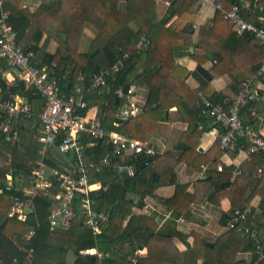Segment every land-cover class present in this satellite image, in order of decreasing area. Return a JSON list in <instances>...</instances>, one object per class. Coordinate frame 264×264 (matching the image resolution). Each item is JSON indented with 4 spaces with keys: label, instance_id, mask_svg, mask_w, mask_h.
<instances>
[{
    "label": "crops",
    "instance_id": "1",
    "mask_svg": "<svg viewBox=\"0 0 264 264\" xmlns=\"http://www.w3.org/2000/svg\"><path fill=\"white\" fill-rule=\"evenodd\" d=\"M14 1L19 4L21 9L37 15L36 20L27 28L26 35L20 40V44L26 49L31 45L37 46L38 51L33 50L36 54V61L41 56L39 54H56L65 49V35H67L68 20L70 19L68 17L71 16L72 12L74 13L73 16L83 23L81 27L75 28L79 34L76 53H87L93 50L95 41L100 34L99 26L94 22V17L98 12V0H85L86 5H89L88 13L85 16H83L82 10L77 11L75 6V9L72 10V7L68 5V0ZM82 1L79 0L80 3ZM174 1L176 0H119L114 4V12L121 15L126 29L140 34L138 40L134 43L136 51L142 34L148 35L153 45L157 42L159 46L158 51L153 53V59L150 56L148 57L150 60L156 61V64L158 63L156 65L157 72L160 71V74L156 73L152 77L147 76L141 84L129 85L134 86L136 89V99L141 107L140 114L149 100L151 89L162 87L165 92H169L163 98L168 106L164 110V118L158 122L156 130L149 134L148 139L143 143L152 145L159 151L154 166L165 174H173L172 176L176 180L174 184L157 188L152 195H147L144 199H141L140 195H130L129 197L133 199L135 206L130 221L128 220L125 226L129 222H133L132 225L136 224L141 216L146 217L153 225L156 233L172 236L171 242L176 249L168 245L169 243L165 244L169 249H165L171 252L170 259L180 260L181 264H195V261H197V264H205L208 258H212V261H215L214 264H258L254 253V242L253 251L242 250L229 253L227 257L224 253L221 254L223 257L215 256L217 251H221L227 246L226 242L231 239L229 234H236L226 228L227 221L231 217L232 211H234L232 210L234 204L230 197L231 188L229 185L238 176H258L257 170L242 169L244 164L252 161L247 152L223 151L219 145L217 129L212 126L209 120H205L207 118L202 120L198 117L200 115L199 108L202 104L200 92H206L207 95L213 96L215 99L224 98L223 102L220 103H223L226 108L230 106L232 100H235L231 91L232 87L236 85L235 75L244 69L250 68L251 62L256 59L258 49L263 47L264 43L255 39L251 34L238 35L232 30V26L228 21L226 22L231 26L230 31L227 29L226 32L223 29L218 30V28L215 29L216 32L211 31L215 25L213 21L220 13L212 5L203 6L194 0H178L175 4ZM75 2L77 3L78 0H75ZM172 4H174L173 7ZM256 15H261V12ZM211 33L214 35L218 33L221 36L226 35L224 41L229 36L235 35L250 37L253 41L245 44L244 40L246 39L238 38L237 43L227 47L223 52L227 57L233 59V65L223 69L224 73L216 75L214 73L216 57L219 51L223 49L219 47L222 42L212 45L209 39ZM121 34H123V31ZM36 35H39V39L36 38ZM131 38L129 32L122 35L119 39L121 41L119 49L128 52L129 49L126 45L130 46L131 42L128 44V41ZM203 38L206 50L201 53L198 49ZM209 53H213V60L208 58ZM234 63L237 65H234ZM199 67L206 69L210 78L204 76L198 69ZM69 70L68 67L67 72ZM144 71V67L140 64L137 67V74ZM249 72L250 70L246 73ZM257 75L258 72L255 73L254 78ZM257 79L256 83L262 89L264 81ZM21 82L15 69L8 65L3 67V71H0V104L5 99H12L23 105H29L33 113L34 111L38 113L44 107V100L36 96V99L31 101L26 92L28 90L32 91V89L24 82L22 86ZM18 87L20 91H17ZM204 88H207V91H204ZM3 89H5L4 92ZM62 90L65 95L70 92V89L63 88ZM230 91L231 93H229ZM207 95L206 97L211 99ZM152 96L153 103L150 110L154 112L157 110V113H159L158 98L160 96L158 92H153ZM259 104L257 105L259 117L253 121V124L264 135V110L261 103ZM87 114L90 117L102 118V112L98 104L89 108ZM245 115L242 116L245 117ZM23 116L24 114H19L14 119L11 127L10 134L16 136V140L19 133L14 125L19 119L22 120ZM158 116H161V114L159 113ZM40 133L41 126H39L35 135L37 146V137ZM51 152L55 153V149ZM0 153L7 157V160L2 159L0 163V165L5 166L7 162H10L11 153L1 148ZM219 166L223 170H218ZM239 169L248 170L250 173L249 175H235V172ZM228 172H231L229 175L230 180L219 183V179H228L224 176ZM177 186H185L187 190L179 195L177 199H173L177 193ZM262 186L264 187V185ZM100 187V183H95L93 190ZM263 191L264 188H262ZM238 197V202L247 204V207L243 209L250 210L248 227L264 233V217L262 214L264 195L260 192V188L241 190L238 192ZM169 199L171 200L167 203ZM31 209L34 210V206ZM26 215L30 214L26 212ZM260 226L263 227L261 230L258 229ZM176 233H180L183 238L176 236ZM161 245L163 246V244ZM238 245H242V242ZM142 248L144 249L143 254L137 255V258L148 256V247L143 246ZM208 249L212 251L207 252ZM185 254H188L187 257H184ZM210 254L214 256H209ZM183 257L184 260L181 261ZM133 258H135V253L131 255L132 260Z\"/></svg>",
    "mask_w": 264,
    "mask_h": 264
},
{
    "label": "trees",
    "instance_id": "2",
    "mask_svg": "<svg viewBox=\"0 0 264 264\" xmlns=\"http://www.w3.org/2000/svg\"><path fill=\"white\" fill-rule=\"evenodd\" d=\"M119 0H98V12L94 17V22L99 26L100 34L95 41L93 50L87 53H76L78 46V30L83 25L79 19L73 16V12L68 20V31L65 35V49L61 53L56 54H39V60L35 61V64L42 67L48 66L50 70L53 68L54 75L59 79L61 88L71 90V87L76 83L79 73H82L86 79H88L92 73L100 71L105 68H109L118 61L122 60L125 55H129V58L122 63L121 70L116 73L105 88L96 89L91 93L86 94V101L88 109L93 105L98 104L102 112L101 119L109 131H121L129 137H132L140 142H146L149 134L153 133L159 121L164 117V110L168 108L163 99L169 92H165L162 87L158 89H151L148 102L143 108V112L136 118H132L123 124L116 126V113L123 100L118 98L116 91L125 86L126 84H141L147 76H153L154 74H160L157 72L156 61L150 60L148 56L153 57V53L157 52L159 46L157 42L152 45L146 52L139 53L134 48V43L138 40L139 33L132 30H127L126 25L123 23L121 15L114 12V4ZM178 0L174 1V4ZM224 2L226 7H230L232 3H236L237 0H219ZM79 2V0H78ZM77 2V3H78ZM75 0H68V5L75 9L82 10L83 16L88 13L89 5H86L85 0L80 4H77ZM172 4V7L173 5ZM260 5L264 8V0H261ZM75 6V7H74ZM5 9L10 12L11 23L17 32V40H20L26 35L27 28L33 21L36 20L37 15L31 14L28 10L21 9L19 4L14 0H6ZM174 11V9H173ZM263 14V13H262ZM258 16L250 18L251 21H255ZM215 24L211 31L223 29L227 32L230 31L231 26L224 20L219 13L214 19ZM209 26V25H208ZM206 26V27H208ZM123 34L120 35V33ZM129 32L131 38L128 41L130 46L128 52L119 49L121 41L119 40L122 35H126ZM234 34V33H232ZM39 35L36 38L39 39ZM238 38H244L245 44L252 43L250 37H238L229 36L226 41V35H215L211 33L209 39L212 45H217L223 50L219 51L216 57V64L214 66V73L216 75L224 73L223 69L229 68L234 62L231 57L223 52L227 47L233 46L237 43ZM209 43V42H208ZM244 44V45H245ZM218 47V48H219ZM27 50L38 51L36 45H31ZM121 50V51H120ZM201 53L206 50L204 38L200 42L198 51ZM196 52V54L198 53ZM256 59L251 62L250 68L235 75V84L232 87L233 97H237L241 90L242 83L245 80L252 79L255 73L260 70L264 64V46L258 49ZM233 54V53H232ZM153 59V58H152ZM142 65L145 69L143 73L137 74V67ZM234 65H237L234 63ZM69 67V72L68 71ZM48 70V71H49ZM249 73H246L249 71ZM50 74H52L49 71ZM248 75H246V74ZM150 77V78H151ZM259 80L264 81V74L259 77ZM258 79L255 80V83ZM5 88V87H4ZM162 89V90H161ZM207 91V88L203 89ZM5 89H3V92ZM19 90V87L17 88ZM231 91L229 93H231ZM153 92H158L160 98H158V107L161 116H158L157 110L155 112L152 109ZM202 93V92H200ZM235 93V94H234ZM26 94L31 101L36 99L38 95L34 94V90L27 91ZM204 96L206 92L202 93ZM209 96V95H207ZM216 102H223L224 98L215 99L213 96H209ZM226 109H229L233 103ZM45 103V101H44ZM44 108V107H43ZM43 108L37 113L34 111V115L31 118L23 116L24 118L15 122L14 128L18 130L19 137L17 140H7L6 137L0 138V148L6 149L11 153V159L8 165H0V264H66V257L69 252H73L76 256L75 261L72 264H181L180 260L175 261L170 259L171 252L165 244L169 243L173 249L175 245L171 242L172 236H164L155 232L153 225L146 217H139L137 223L132 225L133 222H129L127 226L126 222L130 219L133 213V207L135 203L129 196L132 194L140 195L141 199H144L147 195H152L154 191L165 185L174 184L176 180L172 176L173 174H165L155 165L158 157H146L140 155L139 157H118L117 163H135L137 166V172L134 177L127 175H120L113 167H98L90 174V183H100L101 187L89 192L90 199L94 202V209L99 212L109 213V221L103 226L102 232L95 234L91 230L83 229L80 226L78 201L80 194L77 192L74 199V211L77 214L68 228H52L50 222V212L54 204H61L62 198H57L60 188L54 176H50L52 181V187L48 191L37 193L36 195H28L21 186L19 178L27 177L31 181L32 174L38 165L40 159L38 155V146L36 145L35 135L38 132L40 123L38 121V115L43 111ZM251 106L242 112L245 115L246 120L253 123L254 119L250 115ZM85 113V112H84ZM244 113V114H243ZM198 119H204L201 115L199 108ZM206 121L209 119H205ZM210 121V120H209ZM66 133L62 132L55 142V153L49 152L45 157V163L48 167H55L63 169L64 167H70L73 162L69 158L59 151V147L62 144L63 138ZM8 141H10L8 143ZM83 142L86 144L84 150V156L86 159L99 162L106 153L112 151V147L107 144L105 140H92L90 138H84ZM12 143V144H11ZM220 145V141H219ZM221 148V145H220ZM3 160H7V157L0 153V163ZM251 162L243 165L242 169L250 168V170L256 171L259 167L264 165V157L260 154L251 155ZM228 174L224 175L228 179H219V183L225 180H230ZM29 181V183H30ZM264 180L258 177H245L238 176L233 183L229 186L231 188L230 197L234 204L233 209L246 208L247 204L238 202V192L245 191L246 189L264 188ZM185 186H177V193L173 199H177L179 195L186 191ZM172 199V201H173ZM171 199L167 200V203ZM20 201H32L35 213L27 216L25 221L19 220L14 217H9V212L14 207L16 202ZM262 214L264 217V204L262 208ZM130 221V220H129ZM260 226L258 229H262ZM35 231L34 235L27 239L26 236ZM233 232V231H231ZM236 233V232H234ZM231 239L226 242V245L221 251H217L215 256L223 257L221 254H225L226 257L229 253H236L242 250L253 251V241L247 238H241L236 234H229ZM176 236L181 238L180 233H176ZM242 242V245H238ZM163 244V246L161 245ZM148 247L149 254L147 257L137 258L136 261L131 259V255L139 247ZM97 248L100 252H110V257L99 259L95 254H84L82 252L90 249ZM166 248V249H165ZM212 251L210 249L207 252ZM185 254L184 257H187ZM209 256H214L210 254ZM184 257L182 260H184ZM187 259V258H186ZM185 259V260H186ZM212 258H208L205 264H214ZM222 263V262H221ZM197 264V261H195Z\"/></svg>",
    "mask_w": 264,
    "mask_h": 264
},
{
    "label": "built area",
    "instance_id": "3",
    "mask_svg": "<svg viewBox=\"0 0 264 264\" xmlns=\"http://www.w3.org/2000/svg\"><path fill=\"white\" fill-rule=\"evenodd\" d=\"M200 5H212L228 21L232 30L238 35L251 34L255 39L264 43V8L260 5L261 0H237L230 7L218 0H194ZM6 0H0V71L8 65L15 69L18 77L28 87L34 90V94L44 101V109L38 115L41 126V133L37 137L39 164L33 171L31 179L32 193L36 195L51 189L54 176L59 183L60 192L57 198H62L61 204H54L50 212L52 228H68L77 214L74 211L75 194H80L78 201L79 221L83 229H88L99 234L103 226L109 221V214L94 209V202L89 197L94 184L90 183V174L98 167H113L120 175L134 177L137 172L135 163H117L118 157H157L159 151L152 145L142 143L121 131H109L106 129L101 118L90 117L86 94L96 89L105 88L116 73L122 68L124 58L109 68L92 73L86 79L79 74L76 83L71 87L70 92L65 95L59 79L54 75V70L48 66L40 67L35 64L36 54L33 50H27L17 40L9 12L5 9ZM261 12L255 21L249 20ZM263 13V14H262ZM152 45L150 37L146 34L140 36L137 44L139 53L146 52ZM52 73L50 74L49 71ZM264 74V66L258 71L255 78L245 80L242 83L236 99L231 107L226 109L225 105L207 98L202 93L200 112L204 118L210 120L212 126L218 131V138L223 151L226 152H247L248 155L260 154L264 157V135L255 125L242 116V112L251 106L250 115L257 119V105L264 110V87L261 89L255 80ZM116 94L123 102L116 113L115 125L119 126L124 122L137 117L141 112L139 101L136 99V89L129 87L125 92L124 86L120 87ZM85 112V113H84ZM31 118L34 114L29 105L18 103L12 99H5L0 104V138L16 140L11 136V127L14 119L19 114ZM66 136L62 140L59 151L65 154L73 162L70 167L63 169L48 167L45 157L53 151L56 139L62 133ZM84 138L92 140H105L112 147V151L99 161H90L85 158L84 150L86 144ZM218 170H223L221 166ZM249 171L241 169L235 175H249ZM257 176L264 179V166L257 169ZM32 201L16 202L9 212V217L25 221L27 218L26 209L33 207ZM250 210L238 208L232 211L227 221L226 228L236 232L244 238L254 242V253L258 264H264V233L248 227ZM35 231H31L26 238L30 239ZM144 249L139 247L135 251L134 261L137 255H142ZM85 254H96L100 259L110 257V253L99 252L98 250H86Z\"/></svg>",
    "mask_w": 264,
    "mask_h": 264
},
{
    "label": "rangeland",
    "instance_id": "4",
    "mask_svg": "<svg viewBox=\"0 0 264 264\" xmlns=\"http://www.w3.org/2000/svg\"><path fill=\"white\" fill-rule=\"evenodd\" d=\"M8 163L9 162H7V164H5V167H6V165H8ZM19 181H20L21 186H24L23 189H25L24 191L27 194L32 193V187H31V184H29L30 180H28L27 177H21V178H19ZM66 259H67V264H71L75 260V254L73 252L69 253V255L67 256Z\"/></svg>",
    "mask_w": 264,
    "mask_h": 264
},
{
    "label": "water",
    "instance_id": "5",
    "mask_svg": "<svg viewBox=\"0 0 264 264\" xmlns=\"http://www.w3.org/2000/svg\"><path fill=\"white\" fill-rule=\"evenodd\" d=\"M208 58H209L210 60H213V53H209V54H208ZM198 69L204 74V76L210 78V75H209L208 71H206V69H204L203 67H199ZM21 85H22V86L24 85L23 81L21 82ZM129 87H130L129 84H126V85L124 86V90H125V92L128 91ZM26 212H28L29 214H33V213H34V210H33V209H28V210L26 209Z\"/></svg>",
    "mask_w": 264,
    "mask_h": 264
}]
</instances>
